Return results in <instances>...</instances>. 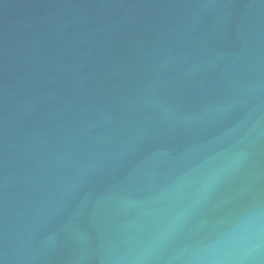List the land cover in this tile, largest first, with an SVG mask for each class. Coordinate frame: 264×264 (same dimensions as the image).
Here are the masks:
<instances>
[{"label":"water","instance_id":"95a60500","mask_svg":"<svg viewBox=\"0 0 264 264\" xmlns=\"http://www.w3.org/2000/svg\"><path fill=\"white\" fill-rule=\"evenodd\" d=\"M0 264H264V0H0Z\"/></svg>","mask_w":264,"mask_h":264}]
</instances>
